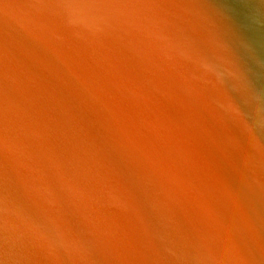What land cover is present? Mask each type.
I'll return each mask as SVG.
<instances>
[{
    "label": "water",
    "instance_id": "95a60500",
    "mask_svg": "<svg viewBox=\"0 0 264 264\" xmlns=\"http://www.w3.org/2000/svg\"><path fill=\"white\" fill-rule=\"evenodd\" d=\"M0 264H264V0H0Z\"/></svg>",
    "mask_w": 264,
    "mask_h": 264
}]
</instances>
